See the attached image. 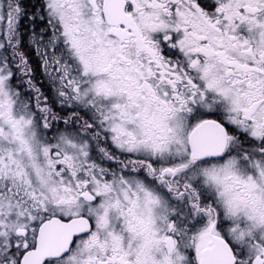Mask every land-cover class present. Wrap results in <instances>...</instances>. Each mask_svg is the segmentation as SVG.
<instances>
[{"label":"snow or ice","instance_id":"obj_1","mask_svg":"<svg viewBox=\"0 0 264 264\" xmlns=\"http://www.w3.org/2000/svg\"><path fill=\"white\" fill-rule=\"evenodd\" d=\"M0 264H264V0H0Z\"/></svg>","mask_w":264,"mask_h":264}]
</instances>
